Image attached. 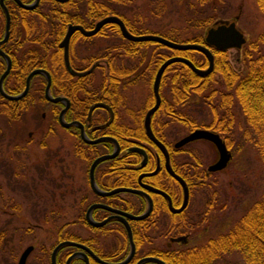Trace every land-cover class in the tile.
<instances>
[{"label": "flooded vegetation", "instance_id": "1", "mask_svg": "<svg viewBox=\"0 0 264 264\" xmlns=\"http://www.w3.org/2000/svg\"><path fill=\"white\" fill-rule=\"evenodd\" d=\"M39 4L40 0L35 7ZM85 4L86 6H84ZM85 4L78 1L68 2L64 4L67 13L65 18L52 17L48 20H41L38 17L32 18L31 15L33 14L31 13L28 18H23L20 15H15L11 18L8 10L10 14L9 32L7 39L0 42V49L10 59V69L2 81L5 91L11 94L20 92L25 86L27 74L33 68L42 67L47 69L51 78L50 92L52 96L63 97L59 100H48L51 114L49 126L57 130L55 136H59L58 128H61L66 133L68 143L65 149L66 152L71 155V158L83 160L79 176L74 172L75 169L73 167L69 168L67 189L70 197L67 200L71 219L67 221L65 230L63 227L58 230V236L65 233L70 237H57V241L50 248V253L48 251L46 253L45 248L41 247L40 244L37 245L35 242L28 243L26 246L32 245V248L26 257L25 264H53L51 260L52 249L62 240H73L83 244L84 247L72 243L61 245L56 251V264H65L68 257L72 254L74 256H72L68 264H71L76 257L81 259L83 264L84 256L87 257L88 264H105L103 261L120 262L127 258L128 255L130 257L123 264H161L154 259L144 260L143 258L155 256L166 262L164 256L181 254L186 248H189L186 247V244L190 241L189 234L191 232L185 231L184 215L186 208L189 206L193 188L197 186V182L201 181L204 175L217 171L208 170V165L218 157L217 148L212 141L206 138H195L180 145H176V143L181 137L195 128L212 129L205 126L191 127L183 122L181 118H176L174 111L169 110L168 104L172 103L173 99H169L163 92V84L165 82L164 77V81L161 84L163 71L159 81L160 101L158 107L150 115V126L153 134L163 143L166 154L162 147L148 135L144 124L145 114L156 99L153 91V80L160 65L156 67L151 79L154 66L152 54L150 52L149 57V54L144 49H141L150 43H138L145 40H132L125 37L119 25L113 21L103 23L92 34H85L81 29L75 28L69 35L66 47L61 42L70 24L81 25L84 29L90 30L99 19L109 14L118 15L130 32L135 34L145 32H134L133 27L127 25L119 13H103L105 9L102 6L103 4H98L101 7H98L97 10H89V5ZM41 5L50 7V10H52L51 15H60L61 11L59 13L55 12L56 4L42 2ZM3 14L4 22H2L0 17V28L3 26V33L0 39L5 31L4 10ZM131 24L133 23L131 22ZM40 25L46 27L41 29ZM27 29L31 31L30 35L27 34ZM65 49L69 65L73 70L85 71L89 69L90 71L86 74L72 73L68 69L64 58ZM25 54L27 56H23ZM38 56L44 58V66L31 68L24 78L22 89L15 91L20 88V77L25 64L28 65L35 62ZM14 57L18 58L16 68H12ZM25 58L30 60L24 62ZM6 64V58L0 53V69L2 68L0 74L5 69ZM11 68L14 71L12 74H10ZM145 68H147L148 72L145 71ZM35 74L43 75L41 72ZM35 74L30 78L28 89ZM137 75L140 79L146 80L150 88L149 94L138 105L129 101L130 99L121 92L120 88L121 86H128L134 83L131 79ZM43 77L45 78L44 75ZM79 77H83V80L79 81ZM3 97L0 99V111L5 105L10 104L18 109L21 104L20 99L22 97L17 99ZM66 101L68 105L63 118L66 122H69L68 125L62 124L59 119L60 110L65 106ZM0 114L4 113L0 112ZM44 114L43 112L42 116ZM169 116L171 119L184 124L188 129L178 139H167L165 137L164 128L168 124ZM7 121L5 119V123ZM81 125L84 133L90 139L104 136H110L113 139L104 138L96 142L86 141L81 134ZM31 134L32 131L29 130L28 135ZM219 135L229 148L224 136L220 133ZM198 139L211 142L215 151L213 161L201 169L199 167L202 160L198 149L184 148L185 144ZM136 146L141 150L135 149L134 147ZM114 151L115 154L113 156L103 158L95 164L93 176L96 184L104 190L125 186L140 189L142 190L141 192L121 190L111 194H100L92 187L90 182V165L92 161L99 155L109 154ZM169 167L176 175L181 176L188 186V200L182 208L180 206L184 199L183 186L176 175L169 170ZM81 173L83 175L82 181L88 186V190L79 193V198H74V195L71 194L72 186L76 185L75 181H81ZM186 174L194 181L192 187L189 186L188 181L184 177ZM84 184L78 183L77 185L83 186ZM148 186L164 190L168 193L169 198L162 193L152 191ZM149 197L151 199V209L146 216L139 219L124 216L128 222L133 240L134 246L132 247L129 229L122 216L119 215L121 212L101 206L99 203L114 209L138 214L148 207ZM208 202L207 204L210 205L211 202ZM91 204H94L91 208L92 219L101 221L107 218L104 223L100 225L90 223L87 217V209ZM198 222L197 218L196 223L198 224ZM157 223H162L165 226L161 230V235L167 238L165 242L154 241L147 233V230ZM78 227L83 231L77 232L73 230ZM70 228L71 231H69ZM60 230L61 234H59ZM35 248L41 252L39 256H32ZM79 251L84 252L85 255H82ZM43 253L48 255L46 261L42 259Z\"/></svg>", "mask_w": 264, "mask_h": 264}, {"label": "rangeland", "instance_id": "2", "mask_svg": "<svg viewBox=\"0 0 264 264\" xmlns=\"http://www.w3.org/2000/svg\"><path fill=\"white\" fill-rule=\"evenodd\" d=\"M208 1L93 0L94 3L107 4L116 9L120 15L126 16L136 28L145 33L163 36L170 34L173 40L179 42L197 34L205 35L209 26L199 25L202 19L212 17V23L216 24L223 20H232L235 16L236 25L244 32L247 42L260 40V36L264 34V15L256 0ZM78 2L90 3L89 0ZM42 8L45 9L46 5ZM141 49L154 55L156 52L166 51L165 47H157L153 43L146 44ZM242 50L243 47L227 49L229 61L238 71L244 68ZM195 56L200 57V54L195 52ZM145 69L148 72L147 68ZM171 73L172 70L166 72L163 84V92L169 99L172 98ZM131 80L134 83L121 86V92L132 103L141 104L149 94V84L138 75ZM212 85L222 86L216 82H212ZM190 96L189 101L182 105V109L199 121L210 120L214 114L202 92L192 93ZM44 104L40 103L38 107L28 109L20 120L13 122L5 123L7 117L0 114V264H16L20 252L28 243L40 244L47 253L57 241L59 228L63 227L65 230L67 227L62 225L71 219L67 200L70 197L67 189L68 171L73 167L79 176L83 160L71 158L66 152V133L58 128L59 136H55L57 130L49 126L50 103ZM167 122L164 128L167 139H178L188 131L184 124L171 119L170 116ZM245 126L242 111L238 106L234 107L229 146L232 156L224 169L202 175L203 184L193 188L184 215L185 231L191 232L186 247L204 244L208 238L225 231L260 195L264 187L262 160L255 146L244 138ZM29 130L32 131L31 135H28ZM184 148L198 149L202 160L200 169L213 161L215 156L213 144L207 140L192 141L185 144ZM80 176L81 181H75L76 185L72 186L71 194L74 198L88 190V186L82 181V173ZM78 183L84 185L79 187ZM207 201L211 204L208 205ZM164 228L162 223H157L150 227L147 233L154 241L165 242L167 238L161 235ZM73 230L83 231L80 227ZM40 253L39 249L35 248L32 256H39ZM42 256L46 261L48 255L43 253ZM218 264L246 263L239 253L233 252Z\"/></svg>", "mask_w": 264, "mask_h": 264}, {"label": "trees", "instance_id": "3", "mask_svg": "<svg viewBox=\"0 0 264 264\" xmlns=\"http://www.w3.org/2000/svg\"><path fill=\"white\" fill-rule=\"evenodd\" d=\"M11 18L15 15H20L23 18H40L41 20H48L52 17H66V7L64 4L73 1L82 0H40V4L34 9H26L18 5L14 0H4ZM25 2L31 0H22ZM89 10H97L98 3L89 0ZM96 1V0H94ZM201 2L207 0H200ZM210 1V0H209ZM208 1V2H209ZM213 0H211L212 2ZM42 2H50L56 4L55 12H60V15H51L50 7L42 8ZM259 9L264 15V0H256ZM104 6L103 13H118V11L109 5ZM120 15V14H119ZM127 25L133 27L136 33L143 32L136 29L126 16H123ZM0 17L4 22V14L0 5ZM212 17L202 19L199 25H214ZM41 26V25H40ZM46 26H41L43 29ZM28 28V25H27ZM3 33V26L0 28V36ZM60 34V32H58ZM27 34L31 31L27 29ZM167 38L173 39L172 35H164ZM260 40L245 41L241 46V59L243 61V70H236L227 55V49L217 48L205 41L203 34H197L191 38L185 39L182 42H197L203 43L209 47L213 53V67L207 74H198L191 69V67L183 61H174L166 66L162 75L161 84L167 71L172 70L171 73V96L172 103L168 104L169 110L175 112L176 118H181L187 125L205 126L209 127L224 136L228 146L231 143L230 125L234 119V107L238 106L244 115L246 126L244 129V138L247 139L253 146L262 160L263 164V179H264V34L259 38ZM247 42V44H246ZM138 43H153L157 47H165L166 51L152 53V61L154 63L151 79L153 77L156 67L167 57L172 55H179L189 58L195 65L199 67H206L208 60L206 55L196 49H177L164 45L153 40L140 41ZM195 52L200 54V57L195 56ZM23 56H27L26 54ZM155 56V57H154ZM18 58L14 57V64L12 68L18 65ZM30 59L25 58V61ZM44 58L38 56L35 62L26 65L23 68L20 81L21 85L15 91H19L23 87V81L28 71L36 66H44ZM11 68L10 74L14 73ZM2 69V68H1ZM0 69V71H1ZM9 74V75H10ZM150 79V80H151ZM79 81L83 77H79ZM46 80L41 74H35L30 87L26 94L20 99V105L12 107L10 104L0 111L7 117V123L13 122L16 119H21L22 114L28 109L36 108L38 105L50 103L44 96V84ZM212 82L219 83L222 86H214ZM160 84V86H161ZM8 90V88L5 86ZM207 91L205 94L203 92ZM210 105L213 116L208 121H199L182 109V105L189 101L192 93L201 94ZM4 98L0 94V99ZM40 102L38 105L37 103ZM45 105V104H44ZM46 106V105H45ZM43 108V106H40ZM219 114V116H218ZM11 125V124H10ZM190 187L193 186V179L189 175H184ZM203 184V181H198L197 186ZM66 223L64 224V226ZM61 234V230L59 232ZM64 235V236H63ZM60 237H70L65 233L59 235ZM54 245V244H53ZM52 245V246H53ZM51 246V247H52ZM237 252L241 255L246 264H264V187L260 195L245 209V211L227 227L225 231L216 234L206 240L204 244L186 248L183 253L177 255H170L165 258L167 264H218L226 255ZM50 253V250L48 251ZM71 264H83L78 257L74 258Z\"/></svg>", "mask_w": 264, "mask_h": 264}, {"label": "water", "instance_id": "4", "mask_svg": "<svg viewBox=\"0 0 264 264\" xmlns=\"http://www.w3.org/2000/svg\"><path fill=\"white\" fill-rule=\"evenodd\" d=\"M15 1L21 7L26 8V9H31V8H33V7H35L37 5L39 0H32L31 2H24L22 0H15ZM58 1H65V0H58ZM0 5L2 6V8L4 10L5 21H6L4 35L0 39V42H3V41H5L7 39L8 32H9L8 28H9V22H10V14L8 12V9H7L6 5H5V3H4V0H0ZM236 18H237V16H235V18L232 19V20H223V21H220V22H218V23H216L214 25L209 26L206 29V33L204 35L205 41L207 43H209V44H212L213 46H215L217 48H220V49H228L230 47L240 48L242 46V44L246 41V36H245L244 32L236 25V21H235ZM107 21L116 22L119 25L122 34L125 37L129 38V39H132V40H153V41H157L159 43H163L166 46H169V47H172V48H177V49H188V48L196 49V50H199V51L203 52L206 55V57H207V60H208L207 66L206 67H199V66L195 65L187 57L179 56V55H172V56H169L166 59H164L160 63L159 67L156 70L155 77H154V80H153V91H154L156 99H155L154 104L147 110V112L145 114L144 124H145V128H146V131H147L148 135L158 145H160L162 147V149L164 150V152L167 154L163 143L153 134L151 126H150V115L158 107L159 101H160L159 81H160L161 74L164 71V69L166 68V66L168 64L174 62V61H183L186 64H188L191 67V69L193 71H195L196 73L201 74V75L207 74L208 72L211 71V69L213 67V53L211 52L209 47L206 46L203 43L179 42V41H175L173 39H170V38H167V37H165L163 35H159V34H155V33H141V34L132 33L126 28L123 20L118 15H115V14H109V15H106V16L102 17L101 19H99L96 22L95 26L92 29H90V30L84 29L81 25H73V24L71 25L70 24L68 26L67 31H66V33H65V35H64V37H63L61 42L64 43L65 47H66V42H67V40L69 38V35L71 34V32L75 28L81 29L85 34H92V33L96 32L98 30V28L103 23H105ZM0 53H2V55L6 58V61H7L5 69L0 74V93L3 96H6V97L11 98V99H17V98L23 97L26 94L27 90H28V86H29V82H30L31 76L33 74H35V73L41 72L45 76V79H46V84H45V87H44V96L46 97V99L47 100H59V99L63 98L61 96H56V97L52 96V94L50 92V82H51L50 73L48 72L47 69L42 68V67L33 68L27 74L26 81H25V86L20 92L15 93V94H11V93L6 92L5 89L3 88L2 81H3L4 76L7 74V72L10 69V59H9L8 55L2 49H0ZM64 58H65L67 66H68V69L72 73H74V74H86V73H88L90 71L89 69L85 70V71H75V70H73L70 67V65H69L66 49H65V52H64ZM67 105L68 104H67V101H66L65 106L60 110V113H59L60 122L62 124H64V125H68L69 124V122H66L64 120V118H63V115H64V112H65V110L67 108ZM81 134H82V137L86 141H89V142H96V141L104 139V138L113 139L110 136H104V137H98V138H95V139H90L84 133L82 125H81ZM195 138H206V139L212 141L215 144L216 148H217L218 157H217V159L214 162H212L211 164L208 165V170H219V169L224 168L227 165V163L230 160L232 154H231V151L229 150V148L226 146L224 140L221 138L219 133L216 132V131H213V130H210V129H207V128H195L191 132H189L186 135H184L183 137H181L179 139V141L176 143V145L183 144V143H185V142H187L189 140L195 139ZM134 148L141 150L137 146L134 147ZM114 154H115V151L112 152V153H109V154H102V155H99L98 157H96L92 161V163L90 165V182H91V185L94 188V190H96L100 194H111V193L118 192V191H121V190H130V191H134V192H141L142 190H140V189L128 188V187H125V186H117V187H113V188H111L109 190H104V189H101L100 187H98V185L96 184V182L94 180V176H93L94 166L99 160H101L103 158L111 157ZM169 170L173 174H175L174 171L170 167H169ZM176 177L179 179L180 183L183 186V190H184V199H183L182 205L180 206V208H182L187 203L189 191H188V186H187L185 180L181 176L176 175ZM148 188L151 189L152 191L162 193L163 195H166L169 198L168 193L165 192L162 189H159V188L153 187V186H148ZM99 204L101 206H105V207H108L110 209L116 210L117 212H121V213H119V215H121L122 218L124 219V222H125L126 226L128 227V229H129L128 222L125 220L124 216H129V217L135 218V219L143 218L144 216H146L149 213V211L151 209V199H150V197H149V205H148V207L143 212L138 213V214H132V213L125 212V211H122V210L114 209V208H111V207H109V206H107L105 204H102V203H99ZM93 205L94 204H91L88 207V209H87L88 220L92 224L100 225V224L104 223L107 220V218L103 219L101 221H94L92 219V217H91V208L93 207ZM129 235H130V241H131L132 247H133L134 244H133V240L131 238L130 229H129ZM67 243H72V244H76V245H79L81 247H84L83 244L77 243V242H75L73 240H62V241L58 242L54 246V248L52 249V252H51V260H52L53 264H56L55 257H56L57 249L61 245L67 244ZM31 248H32V245H28L22 250V252L20 253V255L18 257L17 264H25L26 257H27V255H28V253H29ZM85 248L88 249L86 246H85ZM79 252L82 253V255H85L84 252H82V251H79ZM72 256H74V254H72V255H70L68 257V259H67L65 264L69 263V261L71 260ZM129 257H130V255H128L127 258H125L124 260H122L120 262H108V261H103V262L105 264H123L125 261L128 260ZM143 259L144 260H146V259H154V260L160 262L161 264H166V262L164 260H162V259H160L158 257H155V256H148V257H145ZM84 264H88V259H87L86 256H84Z\"/></svg>", "mask_w": 264, "mask_h": 264}]
</instances>
